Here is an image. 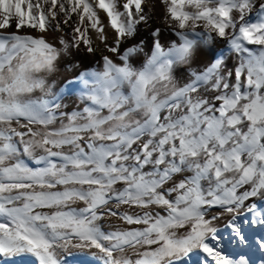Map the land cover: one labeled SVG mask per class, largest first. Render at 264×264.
Listing matches in <instances>:
<instances>
[{
	"label": "snow or ice",
	"instance_id": "1",
	"mask_svg": "<svg viewBox=\"0 0 264 264\" xmlns=\"http://www.w3.org/2000/svg\"><path fill=\"white\" fill-rule=\"evenodd\" d=\"M160 5L161 27H152L147 0H0L6 264L28 255L67 264L73 249H94L101 264H252L246 249L264 252V207L249 203L264 198V0ZM141 25L151 29V55L137 69ZM162 28L177 38L168 47ZM90 32L112 55L103 72L81 73L94 78L91 104L65 111L48 78L72 49L96 51ZM216 38L239 62L228 68L220 56L194 69L198 45ZM178 65L187 81L177 80ZM105 218L123 227L103 230Z\"/></svg>",
	"mask_w": 264,
	"mask_h": 264
},
{
	"label": "bare ground",
	"instance_id": "2",
	"mask_svg": "<svg viewBox=\"0 0 264 264\" xmlns=\"http://www.w3.org/2000/svg\"><path fill=\"white\" fill-rule=\"evenodd\" d=\"M260 0H257V7ZM146 11H149L150 15H152V27H161L160 25V16L162 14V9L160 5V0H147V7ZM252 19L255 20V11L250 14ZM101 20L105 24V31L108 37V43H114V33L110 27H107L108 21L107 17L103 12H100ZM202 31L203 29H199ZM67 29L65 32L62 33H53L49 32L47 35L49 40H54L57 36L66 35ZM34 35H39V33H34ZM91 38L94 41L96 46V51L94 53H88L84 50H77L72 49L70 53L66 56H63L61 61L58 63L57 72L54 75L53 81L50 82L52 87V93L56 96H61L66 90L70 91L64 100L60 102L66 106L64 109L65 111L71 110H79L82 109L86 104H91L90 100H87V96L81 94V90L78 86L70 85L69 81H72V78L75 76L81 75V73L87 69H97L99 72H103V59L104 55L111 56V53H108L107 50L104 48V45L96 38L95 32H90ZM173 39H177L173 36V34L167 30L162 28V35H161V43L168 47L171 45ZM144 41V51L137 55H134L131 59L133 67L137 69H142L144 63L148 56L151 55V29L147 28L143 25L140 26L138 36L136 38V42ZM130 46V45H127ZM253 50L259 49L260 46H249ZM224 56V63L228 68L234 67L239 62V57L235 52L229 50L228 44L226 41L216 38L210 42H201L198 45L196 61L192 65V67L196 70H203L205 67L209 66L212 62H214L215 58L220 54ZM219 57V56H218ZM119 63V61H116ZM184 68L185 71L181 72L180 69ZM85 71V73H86ZM175 75L177 80L184 82L187 81L189 78V73L187 71V66L178 65L175 69ZM88 80V79H87ZM91 81V79L89 80ZM74 84V83H73ZM80 86V84H79ZM60 88L58 93L54 92L55 89ZM89 88L90 82L86 86L85 83L83 84V88ZM84 90V89H83ZM121 91L127 95L130 92L129 86L125 83L121 86ZM35 96H40L41 93L37 92L34 94ZM104 113H107V109L104 110ZM36 154H39V150L36 151ZM21 159L29 164V166H35L34 161L21 153ZM256 202L258 206L264 207V198L255 197L252 198L249 203ZM213 211H216L215 209ZM103 230H115L116 228L123 227L121 222L117 218H105L104 220L99 222ZM217 227H223V221L217 224ZM258 232L264 234V231L261 229H257ZM225 241L228 240V232H223ZM232 248H236V245L233 244ZM239 249H237L238 251ZM248 255L251 258L252 264H264V252L258 250L255 247L250 249H246ZM95 250H70L71 254H65L67 264H101L99 259L93 255ZM198 261V257H193V264H196ZM7 258H0V264H6ZM12 264H38L36 259L30 255L23 256V257H14L12 258Z\"/></svg>",
	"mask_w": 264,
	"mask_h": 264
},
{
	"label": "rangeland",
	"instance_id": "3",
	"mask_svg": "<svg viewBox=\"0 0 264 264\" xmlns=\"http://www.w3.org/2000/svg\"><path fill=\"white\" fill-rule=\"evenodd\" d=\"M222 54V53H221ZM219 57L220 56H223V54L222 55H218ZM218 56L216 57V58H218ZM215 58V59H216ZM223 59H224V56H223ZM224 61H225V59H224ZM85 71L86 70H84L82 73H85ZM94 72H99L97 69H87V71H86V73L85 74H91V73H94ZM56 73H54L52 76H50L49 78H48V80H49V83L50 82H52L53 81V78L55 77L54 75H55ZM84 79H88V81L91 79V81H89L90 82V87L89 88H83V84H84ZM93 80H94V78L91 76V75H86L83 79L81 78V75H79V76H75V77H73L72 78V81H71V84L70 85H75V86H78L79 88H80V90H81V94H83V95H86L87 96V94L89 93V91L95 86L94 84H93ZM74 83V84H73ZM79 84H80V86H79ZM60 88L61 87H59V88H57V89H55V91L54 92H56V93H58L59 92V90H60ZM84 89V90H83ZM63 91V90H62ZM62 91H60L61 93H62ZM60 92L58 93V95H60ZM70 91H68V90H66L64 93H62L61 94V96H60V98H61V100H64V98H66V96H67V94L69 93ZM36 94V93H35ZM59 97V96H58Z\"/></svg>",
	"mask_w": 264,
	"mask_h": 264
}]
</instances>
